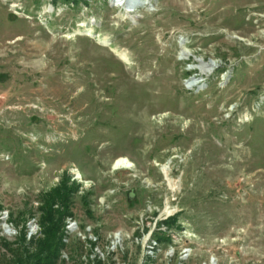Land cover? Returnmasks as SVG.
<instances>
[{
	"label": "rangeland",
	"instance_id": "374dc122",
	"mask_svg": "<svg viewBox=\"0 0 264 264\" xmlns=\"http://www.w3.org/2000/svg\"><path fill=\"white\" fill-rule=\"evenodd\" d=\"M140 1L0 0V237L60 193L56 264H264V0Z\"/></svg>",
	"mask_w": 264,
	"mask_h": 264
},
{
	"label": "trees",
	"instance_id": "16d2710c",
	"mask_svg": "<svg viewBox=\"0 0 264 264\" xmlns=\"http://www.w3.org/2000/svg\"><path fill=\"white\" fill-rule=\"evenodd\" d=\"M59 194V195H57ZM63 198L60 193L44 199L40 214L41 228L38 234L25 239L24 232L11 241L0 237V264H56L61 240V224L65 211L51 206L55 197Z\"/></svg>",
	"mask_w": 264,
	"mask_h": 264
},
{
	"label": "bare ground",
	"instance_id": "6f19581e",
	"mask_svg": "<svg viewBox=\"0 0 264 264\" xmlns=\"http://www.w3.org/2000/svg\"><path fill=\"white\" fill-rule=\"evenodd\" d=\"M126 1L127 0H119V2H120L119 4H121V3L124 4V3H126ZM145 4L146 3L141 0L138 5L143 6ZM185 54H187V53L185 52ZM201 68H202V71H207V66H202ZM130 165H131V163L126 158H118V159H116L114 161V167L115 168L118 167V166L129 167ZM167 167H168V163L162 165V172H163L164 175L167 172L166 170H169V169H167ZM75 174H76V177H78V178L80 177V173L78 171H76V170H75Z\"/></svg>",
	"mask_w": 264,
	"mask_h": 264
},
{
	"label": "built area",
	"instance_id": "2783aa9c",
	"mask_svg": "<svg viewBox=\"0 0 264 264\" xmlns=\"http://www.w3.org/2000/svg\"><path fill=\"white\" fill-rule=\"evenodd\" d=\"M66 221H65V229L67 230V229H74V228H76V223H75V220L73 219V218H71L70 216H68V217H66V219H65ZM77 232H79V233H81L80 232V230H78ZM81 235V237H84V233H81L80 234ZM150 246H152V245H150Z\"/></svg>",
	"mask_w": 264,
	"mask_h": 264
}]
</instances>
